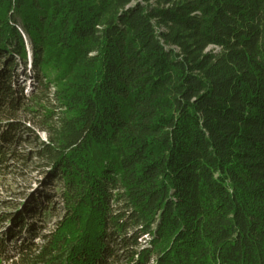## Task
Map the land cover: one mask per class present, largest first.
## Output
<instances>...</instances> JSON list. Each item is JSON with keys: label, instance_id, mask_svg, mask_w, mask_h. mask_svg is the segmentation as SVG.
Instances as JSON below:
<instances>
[{"label": "trees", "instance_id": "16d2710c", "mask_svg": "<svg viewBox=\"0 0 264 264\" xmlns=\"http://www.w3.org/2000/svg\"><path fill=\"white\" fill-rule=\"evenodd\" d=\"M27 52L63 214L10 264H264V0H0L3 108Z\"/></svg>", "mask_w": 264, "mask_h": 264}, {"label": "rangeland", "instance_id": "374dc122", "mask_svg": "<svg viewBox=\"0 0 264 264\" xmlns=\"http://www.w3.org/2000/svg\"><path fill=\"white\" fill-rule=\"evenodd\" d=\"M16 61L13 85L18 91L20 88L26 100L16 111L0 106V235L5 229L18 230V224L13 223L15 217L26 216L35 203L43 207L42 213L38 220L36 216H28V221H37L35 232L46 234L63 214L61 184L50 176L53 164L37 155L41 141L46 142L48 138L44 109L57 106L52 97L54 86L50 83L46 89L40 87L39 79L29 67L28 52L25 63L18 58ZM2 67L0 63V69ZM8 123H16L19 130L9 132V140H6ZM46 198H50L49 201H45ZM26 232L23 230L21 234L26 235ZM32 240L41 242L40 237ZM12 244L0 250V264H10L15 259L17 251Z\"/></svg>", "mask_w": 264, "mask_h": 264}]
</instances>
